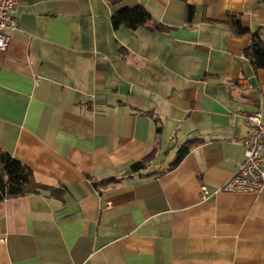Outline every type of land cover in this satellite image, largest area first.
Returning a JSON list of instances; mask_svg holds the SVG:
<instances>
[{
	"label": "crops",
	"instance_id": "1",
	"mask_svg": "<svg viewBox=\"0 0 264 264\" xmlns=\"http://www.w3.org/2000/svg\"><path fill=\"white\" fill-rule=\"evenodd\" d=\"M135 5L163 28H114ZM13 15L0 150L60 195L0 201V264H264V188L214 193L244 159L245 115L264 124V70L243 53L264 0H19Z\"/></svg>",
	"mask_w": 264,
	"mask_h": 264
},
{
	"label": "trees",
	"instance_id": "2",
	"mask_svg": "<svg viewBox=\"0 0 264 264\" xmlns=\"http://www.w3.org/2000/svg\"><path fill=\"white\" fill-rule=\"evenodd\" d=\"M119 0H110L112 4L118 3ZM193 11L188 7V18ZM111 24L114 28L125 25L131 29L138 26L147 25L149 29L161 30L163 26L154 21L148 11L140 6L132 7L122 6L113 11L110 17ZM229 23L235 35H243L249 30L244 27L240 20L234 15H229ZM264 31H257L251 34L250 44L244 49L243 53L250 61L255 70H264ZM188 148L183 146L178 152L173 164H176L187 152ZM148 157L143 158L132 165L133 170H138L146 165ZM49 190L55 197H59L60 192L56 189H49L38 184L33 179L32 170L19 160L11 157L9 154L0 150V201L5 198L16 197L32 192H42Z\"/></svg>",
	"mask_w": 264,
	"mask_h": 264
},
{
	"label": "built area",
	"instance_id": "3",
	"mask_svg": "<svg viewBox=\"0 0 264 264\" xmlns=\"http://www.w3.org/2000/svg\"><path fill=\"white\" fill-rule=\"evenodd\" d=\"M19 0H0V52H4L9 44L10 32L17 28L13 15ZM262 113L255 111L245 115L248 125L243 139L244 159L229 179L214 191L245 193L259 192L264 188V124ZM210 193L205 185L199 187V197L207 199Z\"/></svg>",
	"mask_w": 264,
	"mask_h": 264
},
{
	"label": "rangeland",
	"instance_id": "4",
	"mask_svg": "<svg viewBox=\"0 0 264 264\" xmlns=\"http://www.w3.org/2000/svg\"><path fill=\"white\" fill-rule=\"evenodd\" d=\"M262 35H264V34H262Z\"/></svg>",
	"mask_w": 264,
	"mask_h": 264
}]
</instances>
